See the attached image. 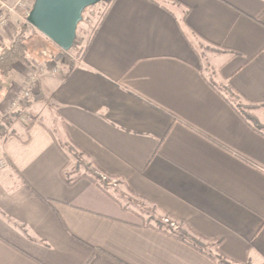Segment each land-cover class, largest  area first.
Instances as JSON below:
<instances>
[{
  "label": "crops",
  "instance_id": "1",
  "mask_svg": "<svg viewBox=\"0 0 264 264\" xmlns=\"http://www.w3.org/2000/svg\"><path fill=\"white\" fill-rule=\"evenodd\" d=\"M42 73L15 64L0 100L23 112L0 134V264H264V0H112L74 67ZM59 142L205 252L68 185Z\"/></svg>",
  "mask_w": 264,
  "mask_h": 264
},
{
  "label": "rangeland",
  "instance_id": "2",
  "mask_svg": "<svg viewBox=\"0 0 264 264\" xmlns=\"http://www.w3.org/2000/svg\"><path fill=\"white\" fill-rule=\"evenodd\" d=\"M21 1L22 0H0V19L1 17H5V16L7 17V15L9 19L8 23L0 28V41L6 39V43H7L6 45L10 44L15 39L16 34L21 32L22 28L25 27L26 24H28L27 22L28 16H26V14H28L29 11L25 9V6H27L26 1L29 0H24L22 2L23 6ZM111 1L112 0H105L104 2L92 6L86 10V12L83 15V21L78 26L77 36L74 43L75 47L72 48L70 51H64L60 49L48 38H46L44 35L38 32L34 27L28 24L27 27L30 26V28L26 30L25 35L26 37H28V42H27L28 50H29L28 61L30 63V66L22 63L20 64L29 68L33 72V74L34 73L41 74L42 72L58 73L61 70L67 72L69 69L73 68L78 56L79 55L81 56L82 53L84 52L87 38L91 34L93 28L95 27L97 20L100 17H102V15L104 14L105 10L107 9ZM201 48H202L201 50L203 51L202 54L206 58L205 59L206 63L204 62L203 65L208 66L210 61L209 55L213 54L214 51L210 47L204 45L201 46ZM7 78L0 76V81H2V84L4 85L7 84ZM31 82L27 84L25 90L32 87V85H34L35 89L32 91L31 96L28 99L22 101L21 103L27 102L28 105L34 104L37 101H39L41 98V96H39L41 89L40 78H35ZM20 94L14 100L11 101L10 105L12 106V108H15L13 107V104L18 100ZM235 102L238 103L237 100H235ZM239 105L241 107L240 109L243 110L246 114H248L249 118L252 117L251 115H253L254 110L253 111L250 110L249 107L243 104H239ZM22 113L23 112L20 113L14 112L13 117L11 118L14 120L15 118L23 115ZM0 154L3 155V153L1 152ZM3 156L5 157V155ZM85 166H87V162L84 159V157L79 155L77 152L75 153L73 152V154L71 153L69 159V166L67 169L68 173L78 170L79 171V173H77L78 175H83V176L89 175V172L87 171ZM100 177L102 178V176ZM105 180L109 181L107 183L108 184L107 190L113 196L120 199L123 202V205H125L128 209L135 211L137 215H141L142 218L147 220L150 224H152V226L156 227L159 225L160 221H162L164 224H167V227L172 228L173 230L178 229L179 223L174 222L175 224L173 223L169 224L167 222L169 219H166V217L162 216L158 211L154 210V208L148 206L147 204L143 203L141 200L136 199L135 197H132V195H130L129 193L123 191L118 181L114 179L113 180L105 179Z\"/></svg>",
  "mask_w": 264,
  "mask_h": 264
},
{
  "label": "trees",
  "instance_id": "3",
  "mask_svg": "<svg viewBox=\"0 0 264 264\" xmlns=\"http://www.w3.org/2000/svg\"><path fill=\"white\" fill-rule=\"evenodd\" d=\"M152 1L159 4L160 0H152ZM86 10H85V12H86ZM26 16H28V14H26ZM27 25L28 24H26L25 27L22 28L21 32L16 34L15 39L10 44L2 46V48L0 49V76L1 77H4V78L9 77L11 71L13 70V66L16 63H22V64L30 66V63L28 61V56H29L28 43H27L28 37H26V35H25L26 30L28 28H30V26L27 27ZM74 47H75V44H74L73 48ZM79 57H80V55L78 56V58ZM4 90H5L4 84H2V81H0V100H1V98H3ZM11 117H13V114L3 113L1 115V117H0V134H3L6 131V127L11 125V123L13 122V119ZM59 147L65 153V156L67 157L68 160L70 159L71 153L73 154V152L74 153L77 152L79 155L83 156L82 153L80 151H78V149L75 146H73V145L70 146L68 143L59 142ZM85 168L89 172V178L93 182L97 183L99 185V187L106 194H108L110 197L115 199V201H117L116 197L113 196L107 190V186H108L107 183L109 181L108 180H102L100 175L97 173L98 171L96 169H92L90 167V165L87 164V166H85ZM77 173H79L78 170H75L71 173L65 172L63 174L68 185H74L80 178L83 177V175H78ZM122 207L124 210H129L125 205H122ZM138 216L141 218L142 223L145 227H152V228L157 229L159 231L169 233L170 235L188 243L189 245H191L195 249L202 251V252H205L204 251L205 245L200 243L199 241L195 240L194 238H191L190 235L188 234V232L182 227V223H179L176 220H173L171 218L166 217V219H169L167 221L169 224L170 223L175 224L174 222L179 223L178 229L173 230L172 228L167 227V224H164L162 221H160L158 226L154 227L147 220L142 218L141 215H138ZM217 259H218L217 260L218 264H230L228 261L221 258L220 256L217 257Z\"/></svg>",
  "mask_w": 264,
  "mask_h": 264
},
{
  "label": "water",
  "instance_id": "4",
  "mask_svg": "<svg viewBox=\"0 0 264 264\" xmlns=\"http://www.w3.org/2000/svg\"><path fill=\"white\" fill-rule=\"evenodd\" d=\"M105 0H35L27 22L64 51L75 43L86 9Z\"/></svg>",
  "mask_w": 264,
  "mask_h": 264
},
{
  "label": "built area",
  "instance_id": "5",
  "mask_svg": "<svg viewBox=\"0 0 264 264\" xmlns=\"http://www.w3.org/2000/svg\"><path fill=\"white\" fill-rule=\"evenodd\" d=\"M24 0L21 1V3L23 2ZM29 1H32L34 2L35 0H29ZM20 3V5H21ZM22 6H23V3H22ZM12 10V9H11ZM8 15L7 17H1L0 19V28L3 27L4 25H6L8 23ZM35 89L34 85H32V87H30L29 89H26L24 90L20 96L18 97V100L13 104V107H18L22 101L28 99L30 96H31V93L32 91ZM8 164V161L7 159L2 155L0 154V168H4L6 167ZM103 180L107 179V177L105 176H102Z\"/></svg>",
  "mask_w": 264,
  "mask_h": 264
}]
</instances>
